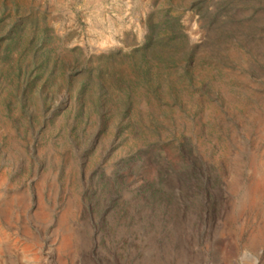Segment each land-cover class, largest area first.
<instances>
[{
	"label": "rangeland",
	"instance_id": "374dc122",
	"mask_svg": "<svg viewBox=\"0 0 264 264\" xmlns=\"http://www.w3.org/2000/svg\"><path fill=\"white\" fill-rule=\"evenodd\" d=\"M0 264H264V0H0Z\"/></svg>",
	"mask_w": 264,
	"mask_h": 264
},
{
	"label": "bare ground",
	"instance_id": "6f19581e",
	"mask_svg": "<svg viewBox=\"0 0 264 264\" xmlns=\"http://www.w3.org/2000/svg\"><path fill=\"white\" fill-rule=\"evenodd\" d=\"M4 263H6V262H4Z\"/></svg>",
	"mask_w": 264,
	"mask_h": 264
}]
</instances>
